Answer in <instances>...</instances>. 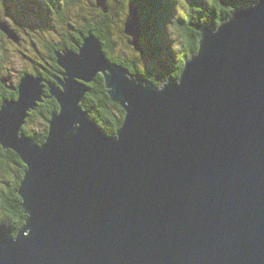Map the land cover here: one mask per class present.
<instances>
[{"label":"water","instance_id":"obj_1","mask_svg":"<svg viewBox=\"0 0 264 264\" xmlns=\"http://www.w3.org/2000/svg\"><path fill=\"white\" fill-rule=\"evenodd\" d=\"M127 9L142 55L141 15ZM57 56L62 77L48 87L60 110L43 143L20 132L43 78L23 73L0 109V145L26 165L28 215L0 238V264H264V0L202 28L197 53L160 86L109 62L92 34ZM98 74L125 110L114 135L81 106Z\"/></svg>","mask_w":264,"mask_h":264},{"label":"trees","instance_id":"obj_2","mask_svg":"<svg viewBox=\"0 0 264 264\" xmlns=\"http://www.w3.org/2000/svg\"><path fill=\"white\" fill-rule=\"evenodd\" d=\"M21 1L25 17L33 21H27L25 26L31 28L35 24L32 31H50L44 33L47 54L42 60L45 65H40L43 70L29 72L44 79L46 87L42 101L28 112L20 131L40 145L47 137L52 114L60 110L48 87V83H56L57 78L62 77L58 52L78 51L84 38L92 34L101 43L102 52L109 62L160 86L168 77L178 78L186 61L197 53L202 28L218 27L237 7L260 0H106L107 11L98 5V0ZM129 1L135 3L141 15L142 55L130 45V37L125 33ZM0 4V22L6 23L3 19L7 14L14 15V8H11V0H0ZM175 32L178 33L176 39ZM2 35L6 37L4 33ZM47 36L49 39L45 38ZM149 59L154 60L156 67L144 65L143 62ZM11 86H7L3 75H0V107L5 98H18V91ZM87 89L81 102L83 110L107 133L117 134L123 125L125 110L110 98L103 76L98 74L93 82L87 84ZM25 170L26 165L20 156L0 145V238L17 237L26 223L27 214L19 195Z\"/></svg>","mask_w":264,"mask_h":264},{"label":"rangeland","instance_id":"obj_3","mask_svg":"<svg viewBox=\"0 0 264 264\" xmlns=\"http://www.w3.org/2000/svg\"><path fill=\"white\" fill-rule=\"evenodd\" d=\"M11 8H14L12 11L14 15L7 14L3 20L14 28L16 33L13 36L15 39H12L3 36L0 30V75H3V81L7 86L12 85V88H16L23 73L43 70L40 65H45L42 60L47 54L44 33H50V31L44 29L32 31L35 24L31 28L25 26V22L32 23L33 21L32 18L25 17V9L21 0H11ZM168 31L171 34V30ZM176 36L178 37L177 32L174 34L175 39ZM45 38L49 39V36ZM143 63L147 68L153 67L148 60Z\"/></svg>","mask_w":264,"mask_h":264},{"label":"bare ground","instance_id":"obj_4","mask_svg":"<svg viewBox=\"0 0 264 264\" xmlns=\"http://www.w3.org/2000/svg\"><path fill=\"white\" fill-rule=\"evenodd\" d=\"M26 212V211H25ZM27 214V213H26ZM28 216V215H27Z\"/></svg>","mask_w":264,"mask_h":264},{"label":"flooded vegetation","instance_id":"obj_5","mask_svg":"<svg viewBox=\"0 0 264 264\" xmlns=\"http://www.w3.org/2000/svg\"><path fill=\"white\" fill-rule=\"evenodd\" d=\"M4 100H6V98Z\"/></svg>","mask_w":264,"mask_h":264}]
</instances>
